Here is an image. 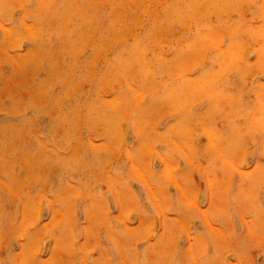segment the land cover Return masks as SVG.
Instances as JSON below:
<instances>
[{"label": "rangeland", "instance_id": "rangeland-1", "mask_svg": "<svg viewBox=\"0 0 264 264\" xmlns=\"http://www.w3.org/2000/svg\"><path fill=\"white\" fill-rule=\"evenodd\" d=\"M0 264H264V0H0Z\"/></svg>", "mask_w": 264, "mask_h": 264}]
</instances>
